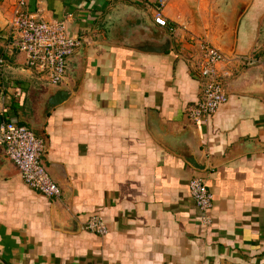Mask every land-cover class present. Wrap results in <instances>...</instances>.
I'll use <instances>...</instances> for the list:
<instances>
[{"label":"crops","instance_id":"0c3cea01","mask_svg":"<svg viewBox=\"0 0 264 264\" xmlns=\"http://www.w3.org/2000/svg\"><path fill=\"white\" fill-rule=\"evenodd\" d=\"M239 1L26 0L25 12L64 21L83 43L50 86L9 36L17 1L0 0V119L43 140L61 190L57 201L29 189L0 147V264H264V0L251 1L232 48ZM190 36L230 60L227 102L198 123L186 115L202 90ZM148 116L197 143L206 172L157 144ZM196 176L213 194L208 228L188 191ZM91 216L107 235L85 230ZM68 219L77 232L62 229Z\"/></svg>","mask_w":264,"mask_h":264},{"label":"built area","instance_id":"2783aa9c","mask_svg":"<svg viewBox=\"0 0 264 264\" xmlns=\"http://www.w3.org/2000/svg\"><path fill=\"white\" fill-rule=\"evenodd\" d=\"M15 13L8 23L9 36L16 48L25 55L26 69L31 70L50 86H58L66 79L67 61L82 48V41L70 36L64 21H48L37 14L24 11L26 0H16ZM154 24L167 28L168 24L160 12L154 15ZM199 52L196 65L197 75L202 82L200 98L186 108L188 119L194 123L212 117L227 102L223 78L227 73L220 66H228L230 60L218 48L207 41L190 36ZM3 62L0 61V65ZM264 72V56L259 60ZM0 147L16 165L19 176L31 190L48 199L59 201L60 188L51 180L42 165L45 152L44 142L25 126L0 119ZM190 197L201 213L202 225L210 227V212L213 208V194L201 176L190 179ZM85 230L98 236L108 234V226L98 216H91L85 223Z\"/></svg>","mask_w":264,"mask_h":264},{"label":"water","instance_id":"95a60500","mask_svg":"<svg viewBox=\"0 0 264 264\" xmlns=\"http://www.w3.org/2000/svg\"><path fill=\"white\" fill-rule=\"evenodd\" d=\"M252 0H241L239 1L234 8L232 13V22H231V44L232 48L235 44L236 39V31L238 27V23L242 16L247 11ZM3 31V27L0 24V33ZM220 50V49H219ZM222 52V50H220ZM223 53V52H222ZM58 96L56 98H50L48 101L47 108H51L60 102L64 101L69 92L66 91H56ZM62 98H61V97ZM147 129L153 140L162 146L164 149L169 151L170 153L182 158L191 168H193L198 173H204L207 170V158L206 156L199 150L197 143L193 142L187 136H178L177 131L168 130V132L161 131L157 126H155L150 117L147 119ZM69 193V192H68ZM58 227H61L58 224ZM62 228V227H61ZM64 231L69 232H77L78 226L76 222L71 219L65 221V226L62 228Z\"/></svg>","mask_w":264,"mask_h":264}]
</instances>
